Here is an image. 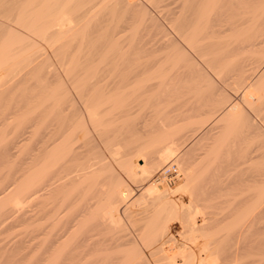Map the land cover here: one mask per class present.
Here are the masks:
<instances>
[{
  "label": "bare ground",
  "instance_id": "6f19581e",
  "mask_svg": "<svg viewBox=\"0 0 264 264\" xmlns=\"http://www.w3.org/2000/svg\"><path fill=\"white\" fill-rule=\"evenodd\" d=\"M75 1H77V0H0V75L2 77H5V78H2L0 76V87L2 85H5V80L8 79V77L12 78L13 72L17 71L15 67L18 66L19 62H23V61L25 62L29 58V56L33 55L34 51L36 52V49H34V50H32L33 51L32 54H31L32 51L29 53L30 55L27 54V52L29 50H31L34 46L38 45V43L36 44V40L38 38L46 41L48 43V45L51 46L50 50L54 49L55 52H57L58 48L64 47L65 45L67 46L68 43L71 44V43L76 42L77 47H78L77 48L76 45L74 47L76 49V52L72 51L71 48H73V47H71V45H69V44H68L69 46H67V47H71V48L68 49L66 47L64 51H62L63 48L61 50L62 56L65 57L64 59H66L65 61H67L66 62L67 66L65 65L66 66L65 72L67 73L69 80L71 81V84H73L74 88L78 92L76 97L79 95L81 97V100L84 102V104L87 108L86 110H87L88 118H89L90 122L92 123L93 127L97 130L96 132L97 133L99 132L98 135L100 134L99 136L101 137V140L103 141V143L105 144V146L109 150V152L111 154V158L114 161H116L122 167L123 171H125L128 174V176H130V178L132 177L134 179V180L131 179V181L132 180L135 181V179H136V181L138 179H141L140 181H142L143 179L147 180L155 174V172L160 168V166L163 163H166L169 160H171L173 158V156L176 157L175 147L177 145H175V144H176V140L178 141V137L175 138L174 135L176 134L177 131L171 128L172 130L170 132L165 130L167 133H165V132H164V134L162 133L163 136L160 137L162 139H161V141H159L160 143L164 141L162 143L163 145H160L162 148L160 146H158L157 143H156V145L153 144L155 141L158 142L157 140H154V141L151 140V141H153V143L149 142L150 144H147L148 147L146 145H145V147L143 146L144 149H143V147L139 148L138 145L135 144V145H137L136 148L138 147V149H137L138 153H136L135 155H139L138 150L143 149L145 151L147 148L149 149V145L151 147H152V145H154V146H158L161 148L159 150L158 154L155 152V150H156L155 147L153 148V150L155 149L154 152L156 154L154 152L153 153L156 156H152V154L150 152L153 150H150L149 152L148 151L145 152V153H148V154H146V155H148L147 157H146L145 153L141 154V155H143V157L139 156V157H141V158H139L140 159L139 160L138 157L133 155V153L132 154L130 153V155L128 156L129 151H132V149H131L132 147L130 148V146L133 143L130 145L128 144V147H126L127 149L128 148L131 149V150H128V153H127V151L122 152L121 151L122 149H116V148L114 149V146L117 145V143L115 141H117V140L119 141V138L122 135L121 136H118V135L114 136V134H116L115 132H118V130H116L113 134V132H109V129H110V131L113 130L114 126L116 128L118 126V124H120L123 121H124L123 123H125L127 119H128V122L131 123L130 120L133 121V118L131 117L132 114L136 113L135 115H137V111L134 109V106L131 103L134 101L138 102V100H141L142 97H144L145 95H146V98H148L147 93L155 90L156 88L158 89L160 87L161 88L165 87L164 83L166 84V81L168 79V74H169L168 70L173 71L171 69H175L174 67H177L176 65L179 64L181 62V59L183 60V58L186 55L184 56L183 50L180 49L179 46L175 43V40H174L175 38L170 40L167 37L166 41L164 43H162L161 47L164 46L162 48L171 49L169 54L167 55V53H166L167 56L165 55L167 61H169V62L171 61V64H173L169 68L167 67V64H166L167 62L166 63L164 62L165 64H163V63H160L161 62L160 60H158V61L157 60L156 61L155 60L154 61H151V60L146 61L145 60L144 63H138L135 60V64L129 62L130 60H128V61L125 60L127 62L126 64H128V63L133 64L132 66H129V67H128V65L125 66V61L123 64L121 63L122 61H114V63L112 61V63H111V60H109V56L111 54L112 48L118 47V49H119L120 39L122 41V38H123V37L121 38L122 25L120 24V22L116 23L114 25H109V23L107 25L104 23L107 20L106 19L107 14L106 15H105V13L101 14V12H100L101 8L100 9L97 8L98 10L94 9L98 5L97 3L99 1H102V0H99V1H97V0L86 1L85 0L86 2L84 4H82L81 6H79L78 8L77 7L75 8L73 6V3ZM105 1H107V0H103V2H105ZM125 1H124V3L128 2L127 4L131 5V10L134 9V7L132 6V0L131 1L127 0L126 2ZM197 1H196L197 5L200 3L201 4L203 3L202 5H204L203 9H204L205 13H200V15L195 17L196 18L195 21H194V19H195L194 18L193 21H191L192 19L190 21L185 20L180 25L178 23L179 26L176 28L177 29L176 31L179 33L180 36H183V37H184V34L187 32L186 36L183 39L188 41L187 42L188 45H190L191 47H198V50H199V48L201 46L203 47L207 44L206 46L208 47V44L212 43L213 40L211 39V36H212L211 33H213V32L217 33L218 30H216L214 28V26L216 25L215 23L218 19L222 18V16H223L222 14H224V13H222L221 16H220V14L217 15L215 13L216 11L214 13H212V10L215 9L216 4L218 5V3H219V5H220V3L223 0H219V1L218 0H197ZM216 1H218V2L216 3ZM244 1H247V0H244ZM118 3L115 2V4H118ZM120 3H121V1H120ZM251 3H253V2H251ZM127 4H125V5H127ZM258 4H259V2H258ZM254 6H251V7H254ZM257 7H259V6H257ZM261 7H262V5H261ZM114 8H115V6H114ZM103 9L105 11V7ZM126 9H127V7H126ZM79 10H81V13H76ZM223 10H224V8H223ZM262 10H264V9H262ZM220 11H222V10H220ZM98 12H100V13H98ZM248 13L246 11V14L244 12V15H247ZM263 13H264V11H263ZM113 14H114V12H113ZM237 14H238V16L240 15L238 12H237ZM263 15H261V16H263ZM249 17L250 16H248L246 18H249ZM230 18H231V16H230ZM246 18L244 19V16H243V19L248 21L249 19H246ZM252 18H253V16H252ZM149 19H151V18H149ZM226 19H228V18H226ZM240 20H242V19H240ZM250 20H251V18H250ZM247 21H245V22H247ZM177 22H178V20H177ZM113 23H115V22H113ZM239 23H240V21H239ZM241 23H243V21H241ZM260 24H261V22H260ZM252 25H250V26H252ZM104 26L106 27V30L104 32L102 31L103 32L102 33L100 30H102L104 28ZM246 26H248V25H246ZM227 27H229V26H227ZM244 27L241 28L242 29L241 32L243 30H246V31H244L242 34L246 33L247 30L248 31L251 30V29L250 30L247 29L246 27L244 29ZM252 27H254V26H252ZM252 27H250V28H252ZM255 27H256V25H255ZM258 27H259V25H258ZM158 28H160V27H158ZM239 28H240V26H239ZM232 29H235V28H232ZM254 30L257 32L258 28L254 29ZM223 31H224V29H223ZM237 31H238V29H237ZM97 32L98 33L101 32V33L97 35ZM241 32L239 31L236 34L237 35L239 34L240 36H242V34H240ZM173 33H175V32H173ZM248 33H246V34H248ZM250 33L253 34L252 36L255 37L254 39L258 38L256 36V34L253 33V31H251ZM258 33H261V32H258ZM134 35H135V33H134ZM245 35H244V37H245ZM234 36H235V34H234ZM247 36H249V35H247ZM247 36L245 38H242L243 41L245 39V41H244L245 43H249L250 41H252L250 39H253V37L250 39H247ZM262 38H264V36L259 37V40H262V42L256 41V40H254L255 43L250 42L249 44L252 46H249V45L246 46V44H242V42H243V41H241L242 39L240 40L241 41L240 43L242 45L240 43H238L240 45H237L236 41H238V40H236L234 42V44L236 43L235 46L237 45L238 48H241V49L245 46L246 47L249 46V48L255 47V46H253V43L256 46H258L257 44L260 45L262 43L263 46L262 45H260V46L264 47V41H263L264 39H262ZM162 39H164V38H162ZM246 39L249 41H247ZM219 40H221V39H219ZM218 44H220V43H218ZM104 45H106L107 48L104 50H100V48L103 47ZM43 46H45V45H43ZM146 47H148V46H146ZM202 47H201V50H202ZM217 48H219L218 45H217ZM233 48L235 49V47H233ZM43 49H45V48H43ZM169 49H167V50L169 51ZM244 49H242V50H244ZM135 50H133V51H135ZM203 50H205V47ZM233 51H231V52H233ZM58 52H60V51H58ZM198 52H200V51H198ZM235 52L237 53V51H235ZM238 52H240V51H238ZM135 53L138 54V52H136V51H135ZM134 54H132V55H134ZM140 54H142V53H140ZM240 54H242V51ZM34 55L36 56V54H34ZM33 56H31L32 60L35 58V56H34V58H33ZM44 56L45 55L43 54V57ZM60 56H61V54H60ZM117 56L119 57L118 53H117ZM40 57H42V56H40ZM43 57H42V59L44 60L45 57L44 58ZM135 59H137V57ZM213 59H214V57H213ZM225 59H226V57H225ZM179 60H180V62H178ZM65 61H63V63ZM55 62H56V60H55ZM132 62H134V60H132ZM219 62H221V61H219ZM233 62H234V60H233ZM41 63H42V61H41ZM230 63H232V62L230 61ZM20 64H22V63H20ZM25 64H26V62H25ZM82 65H84V66H82ZM123 65H124L125 69H124ZM185 65L187 66V64H185ZM63 66H64V64H63ZM240 66H242V64ZM240 66L238 68V71L242 70L240 68ZM38 67H40V66H38ZM187 67H189V66H187ZM243 68H244V65H243ZM184 70H186V69H184ZM196 70H197V68H196ZM39 71H40V69H39ZM41 71H42V69H41ZM245 71H247V70H245ZM48 72H49V70H48ZM241 72H239V73L241 74ZM21 73L22 72H20V75H21ZM45 73H47V71H44V74ZM51 73L52 72L50 70L48 76L51 75ZM182 73H184V72H182ZM242 73H244V72H242ZM48 76L46 75L45 78H47ZM244 76L247 77V74H245ZM51 77H52V75H51ZM239 77L241 78L240 75H239ZM245 77H242V79ZM11 78H10V80H11ZM18 78H19L18 79L19 81L23 80L24 79L23 74H22V77L21 76L19 77V74H18ZM54 78H56V76L53 77V79H51V80H54ZM249 78H251V77H249ZM258 78H259V76H258ZM14 79H15V77H14ZM188 79H189V77H188ZM10 80H9V82H10ZM12 80H13V78H12ZM31 80H32V78H31ZM57 80H55V81H57ZM260 80L256 79V81H254L253 84L248 83V86L244 87V98H246V100L250 99L251 103L258 102V100H264L263 99L264 98V85L260 84L261 83ZM55 81H53V82H55ZM11 82H13V81H11ZM223 82H224V80H223ZM7 83L8 82H6V84ZM241 83L244 86L245 82H243V80ZM241 83H240V85H241ZM57 86H58V84H57ZM209 88H210V86H209ZM56 90H58V89H56ZM64 90H65V88H64ZM233 90H234V88H233ZM58 91L55 92L57 94L53 93L50 97L46 96L45 101L42 102V104H45V102L48 103L47 101L52 100L51 102L50 101L49 102L50 103L54 102V106H56V104H57L56 102H58L57 99L59 98L58 97ZM65 91H62L63 95L61 94L62 98L64 96L63 100L61 98V100L63 102L66 100L65 98L67 97V95H64V93L67 92V91L66 92ZM60 93L61 92H59V94ZM50 94H51V92H50ZM148 94L151 95V93H148ZM38 96H36V97H38ZM172 96H174V95H172ZM42 97H43V95H42ZM227 97L229 98V96H227ZM226 98H225V100H226ZM148 99H150V97ZM194 99H195V97H194ZM214 99L215 98H213V100ZM230 99H229V101H230ZM246 100H244V102ZM226 101L229 102L228 100H226ZM15 103H17V102H15ZM50 103L46 104V105L48 106V105H50ZM159 104H160V102H159ZM225 104H227V103H225ZM107 105L109 106L108 107L109 112H106V114H108V115L103 114V116H101L100 114H102L101 112L103 111V108L105 109L104 106H107ZM173 105H174V103H173ZM173 105H172V108H173ZM186 105H188V104H186ZM222 105H223V103H222ZM101 107H103V108H101ZM169 107H171V106H169ZM221 107L222 106H219L218 110H215V112L216 113H219L217 111L221 112V110L223 109ZM223 107H225V106L223 105ZM16 108H18V107H16ZM36 108H37V110H36ZM36 108H35V111H38V109H40L38 111L39 113H41V110H42V113L40 114L42 126H39L40 128L37 127V129H39L38 133L34 134L32 132L33 126H31V125L30 126L26 125L24 127L21 126L22 128L20 127V129H18L19 131L17 130V134H18L17 138L18 139H16L14 141V138H13V141L7 147H5L6 145L4 146L6 148L5 149L6 154H5V152H3L2 149H0L2 151L0 153H2L4 156L2 154L1 155L5 158V156L7 157L8 154L9 155L11 154V150L13 148H15L18 144H20V142L22 143L23 147L25 148V149L23 148L25 150L24 158L22 161L23 166H22V168H18V170L16 169L18 172L21 170H22L21 172H23L22 174L19 172V174L22 176V179H23V182H22L23 184L20 183L21 185H19V186H21L20 189L22 188L21 192L19 190H17L18 188L16 187L19 182L15 183L16 185L14 184V187H16L15 190H17L19 193H17V191H16V193L15 192L12 193L10 191V189L12 191H15L13 189L12 185L10 187L8 186L9 191H10V193L8 192L9 195L6 194L8 191V189H7L8 187L6 188V192H5V189L4 190L2 189L0 191V215L3 212H4L3 214H5L6 208L10 209V211H7V214H9V212L12 211V208H8V206L14 205L12 203L15 200L10 195H13V194L17 195L18 194V195L22 196L23 199H25V200L21 201L22 198L20 199L19 197H17L16 200L20 199L21 202L25 201L27 204H32L36 200L35 201L36 204L35 203L34 204L37 207V211L35 213L32 211L33 214H35V215H32V213H31V216H28L29 217L28 219L30 221L33 219H35L36 221H42L41 223L39 222V225H38V227L40 229L37 228L39 235H41V237L43 236L42 237L43 240L40 238H37L39 240H42L41 243H40V241L38 242L41 245V248H40L41 252L37 248L38 251L40 252V255L38 254L39 263L41 261V263H43V264H264V251H263L264 249H262V248H264L262 246L264 243V202L263 201H262V203L260 202V200H262L264 198V197H262V196H264V192L261 193L262 191H264L263 189L260 192L256 191V194L253 193L252 190H251V192H249V194L247 192H245L246 197H244V194L242 192H240V193H242L243 198L235 199L237 197H234L235 200L232 199V201H230L231 200L230 198H227V200H224L222 202V204H214L211 202L210 203L201 202V199H199L195 195V191H193L195 189V188H193V185H194V182L196 181L197 177L199 178V176H198L199 173L197 172L196 167L194 168L193 165L189 166L185 162L187 160L184 159V155H183L182 157L180 156V158H178L176 161L178 166L181 168L183 175L179 174L178 179L172 183L166 182L165 180H164V182H159V183H164V185H165L164 188L159 187L158 184H156V183H151L150 185L148 184V186L146 185L147 187L144 189V191H142V193L138 197L136 196L137 198L135 200L131 201L129 196H130L132 191L127 189V188H122L121 186L123 184L120 186V184L122 182H119L112 175L106 176L104 174V172H105L104 166L105 165L102 164V162H99L101 160L95 159V158H97L94 155L96 152L93 153L92 152L93 149L90 147V143L92 141H90V142L88 141V139H90V137H88L89 135H88V130H87V126H86L87 124H86V121L84 120V118L82 116H79V114H78V116L75 115V117H77V118L74 120L72 117L73 120L71 121V120H69L70 119L69 114H66L65 111H64L65 116L62 114L63 111L53 113L56 111V109L59 108V106H56L55 111H54V108H52V106H51V111H48V109L45 107H44V110H43V107H41V108L36 107ZM73 108H75V105L73 106ZM226 108H228V109L225 113H223L224 115L222 113H220L222 116L220 114H218L221 116V118L225 119L227 117L231 118L234 115L235 116L240 115L239 113H240L241 108H239V111H238V106L232 104L231 107L227 106ZM67 109L70 110V108H67ZM49 110H50V108H49ZM224 110H225V108H224ZM70 113H71V111H70ZM73 114H74V112H73ZM185 114H187V113H185ZM25 115H27V114H25ZM60 115H63V121L62 122L58 121V119H57V117ZM135 115H134V117H135ZM22 116H24V115H22ZM182 116H185V115H182ZM241 116H243V114L239 116V120L245 119V118H242ZM29 117H30V115H29ZM130 117H131V119H130ZM8 118H11V117L10 116L8 117V114H5V115H3L2 119L3 120L6 119V121H7ZM240 118H242V119H240ZM24 119H25V116L22 119V123L26 120V119L25 120ZM204 119H206V118H204ZM249 119H250V117H249ZM17 120L18 119H16V122H17ZM217 120H219V119H217ZM227 120H228V118H227ZM232 120L237 121V119H232ZM19 121H18V124L16 123L17 125H19L21 123ZM225 121H226V119H225ZM1 122H4V121H1ZM32 122H34V121L32 120ZM14 123H15V121H14ZM151 123H152V121H151ZM127 124L125 123L124 126L127 127ZM132 124H134V123L132 122L130 124V126H132ZM1 125H3V124H1ZM12 125L13 124L11 123V126ZM234 125L235 124H233V126ZM135 126L136 125H134V128H135ZM149 126H151V125L149 124ZM201 126H204V125H200V127ZM4 127H6V126H4ZM12 127H14V126H12ZM140 127H142V125ZM30 128L32 129V131L30 130ZM134 128L132 127L133 130H134ZM138 128L139 127L137 126L136 129H138ZM106 130H108V133H110L109 137H104L105 136L104 132ZM120 130H121V128L119 129V131ZM122 130L124 132L123 127H122ZM130 130L131 129H129V132H130ZM133 130H131V131H133ZM4 131H5V129H4ZM254 131H255V129H254ZM103 133H104V135H103ZM118 133H120V132H118ZM193 133H195V132H193ZM107 134H106V136H108ZM111 134H113V135H111ZM125 134H127V132H125ZM131 134H133V133H130V135ZM150 134H151V132H150ZM227 134H230V133H227ZM3 135H6V134H3ZM7 135H9V134H7ZM130 135L128 138H130ZM19 136L22 137V139H20ZM125 136L126 135H124V138L127 137V136L126 137ZM131 136H133V135H131ZM110 137H112V138H110ZM229 137L230 136H228V138ZM255 137H257V136H255ZM160 138H157V139L160 140ZM208 138H210V137H208ZM109 139L114 140V141H110ZM144 140H145V138H144ZM7 141H6V143L8 144ZM9 142H10V139H9ZM122 143L126 144L127 141H126V143H124V141ZM128 143H130V142H128ZM2 145H4V143ZM2 145H1V148H2ZM93 146L95 147V145H93ZM127 149H124V150H127ZM186 149H184V150H186ZM215 149H217V148H215ZM134 151H135V149L133 148V152ZM142 151H140V153ZM21 152L22 151H20V153ZM243 152H241V153H243ZM149 154H151V157ZM1 155H0V157H1ZM195 155H196V153H195ZM131 156H135V158L131 157ZM242 159H243V157H242ZM247 159H249V158H247ZM2 160L6 161V158L5 159L2 158ZM235 160H237V159H235ZM0 161H1V158H0ZM140 161H141V163H140ZM228 165H229V163H228ZM179 167H178V170H179ZM201 167H202V164H201ZM245 168H246V165H245ZM19 169H21V170H19ZM109 169H108V171H109ZM247 169H248V167H247ZM1 170H2V168H1ZM109 172H111V171H109ZM106 173H108V172L106 171ZM217 174L219 175V173H217ZM221 174H223V173H221ZM9 175H11V174L8 172V174L6 175V179L10 177ZM15 175H18V174H15ZM226 175H228V174H226ZM259 175H260V177L263 176V174H259ZM259 175L258 176L255 175V176L260 178ZM15 177L17 178V176H15ZM256 177L253 176L254 179H252V177H251V180L254 181ZM16 178H12V179H15V181H16ZM154 178H157V177L155 176ZM22 179H20V180H22ZM262 179H263V177H262ZM262 179L255 180V182H253V183H258L260 181L262 182ZM149 180H151V179H149ZM219 181H221V180H219ZM6 182L10 183L11 181L5 180V181H3V183L0 182V185L4 184ZM215 182H216V180H215ZM236 182L237 181H235V183ZM9 183H6V185ZM12 183H14V182H12ZM142 183H143V181H142ZM239 184H241V186H242V183H239ZM204 186H205V184H204ZM238 188H239V186H238ZM214 190H216V189H214ZM236 190H238V189H236ZM225 191L227 192V190H225ZM203 192H205V191H203ZM207 192H209V191H207ZM222 192H224V191H222ZM210 194H211V192H210ZM210 194H209V196L212 195V194L211 195ZM214 194H215V192H214ZM228 195H230V194H228ZM203 199L205 200V197ZM203 199H202V201H203ZM248 200H251V201L248 202ZM252 200L254 202H252ZM18 203L21 205L20 202H17V204ZM34 204L29 205V206L27 205V207H29L28 209L34 208L33 207V206H35ZM15 205H16V203H15ZM30 206H32V207H30ZM17 208H18V205H17ZM13 211H14V207H13ZM13 211H12V214H14ZM26 211L28 212V210H26ZM27 212H24L25 215ZM10 214H9V216H10ZM2 217L0 216V219ZM5 217L6 216H4L3 218L6 220ZM5 220H2V222H4ZM25 220H26V217H25ZM2 222H0V223H2ZM31 222H33V221H31ZM31 222H28L27 224H29ZM4 223H2V225ZM6 223H8V221ZM35 224H33V226H35ZM36 226H37V224H36ZM176 227H178V228L175 229ZM1 229H3V228H1ZM32 230L30 232L31 235H33L37 232V231L35 232L34 231L35 229H34L33 231L35 233L32 234ZM38 232H37L36 236L33 235L34 238L38 236ZM29 237H30L29 241L31 242V240H33V238H31L30 235H29ZM30 242H28V243H30ZM28 245L30 246L31 243ZM29 246H28V248H29ZM28 250H31V249H28ZM29 252H31V251H29ZM32 259H34V258H32Z\"/></svg>",
  "mask_w": 264,
  "mask_h": 264
},
{
  "label": "rangeland",
  "instance_id": "374dc122",
  "mask_svg": "<svg viewBox=\"0 0 264 264\" xmlns=\"http://www.w3.org/2000/svg\"><path fill=\"white\" fill-rule=\"evenodd\" d=\"M86 1H88V0H86ZM86 1L85 0H77L73 3V6L75 8L76 7L78 8L79 6L84 4ZM97 1H99V0H97ZM120 1H121V3H120ZM124 1L125 0H107V1L103 2V0H102V1H99L97 3L98 4L97 7L94 8L95 10L97 8L98 9L101 8V10H100L101 14L102 13H105V15L107 14L106 15L107 20L104 22L105 24L108 25V23H109V25H114V24L120 22V24L122 25L121 38L122 37L123 38H122V41L120 39L119 49H118V47L112 48L111 54L109 56V60H111V63H112V61H113V63H114V61H122L121 63L123 64L125 60H127V61L130 60L129 62L135 64V60L138 63H144L145 60L146 61L147 60H151V61L160 60L161 62L160 61L159 62L163 63V64H165L167 62L166 64H167V67L169 68L173 64H171V61L170 62L167 61L166 56L169 54L171 49L162 48L164 46L161 47L162 43H164L166 41L167 37L170 40L175 38L174 39L175 43L179 46L180 49L183 50L184 56L185 55L186 56L184 57L185 59L184 58H183V60L181 59V62H180V60L178 61L180 63L176 65L177 67H174L175 69H171L173 71L168 70L169 71V74H168L169 80L167 79L166 84L164 83L165 87H162V88L160 87V88H158L159 90L156 88L155 90L148 92V93H151V95L147 93V96H148V98L150 97V99L146 98V95H145L144 97H142L141 100H138V102L134 101L131 103V104H133L134 109L137 111V115H135L136 114L135 113V114H132V116H131L133 118V121L132 120H130V121H131V123L132 122L134 123V124H132V126H130L131 123L128 122V119H127L125 122L126 124L128 123L127 127L124 126L125 123H123L124 122L123 121L120 124H118V126L116 128H115V126H114V128L112 127L113 130L110 131V129H109V132H113V134L116 130H118V132H120V133L115 132L116 134H114V136L115 135H118V136L122 135L119 138V141L118 140L115 141L117 143V145L114 146V149L115 148L116 149H122L121 150L122 152L127 151V153H128V150L132 149V151H129L128 156L130 155V153L131 154L133 153V155H135L136 153H138L137 152L138 147L139 148H142L143 146L145 147V145L147 146V144L153 143L154 140H157L159 142V141H161L162 138H160V137L163 136L164 132L167 133L166 131L170 132L172 129H174L177 131L176 134L174 135V137L175 138L178 137V141L176 140V144H175V145H177L175 147L176 157L173 156V158L171 160H169L166 163H163L160 166V168L155 172V174L149 178L151 180L143 179L142 180L143 183H142V181H140L141 179H138L137 181L135 179L136 182L133 181L134 179L132 177L130 178V176H128V174L125 171H123L122 167L116 161H114L111 158V154H110L109 150L107 149V147L105 146V144L101 140V137L99 136L100 134L98 135L99 132L98 133L96 132L97 130L93 127L92 123L90 122V120L88 118L87 110H86L87 108H86L84 102L81 100V97L79 95L76 97L78 92L74 88L73 84H71V81L69 80V77H68L67 73L65 72L66 66H67V64H66L67 61H65L66 60V59H64L65 57L62 56V51H64L67 46L71 45V47H73V48H71V47H67V48L68 49L71 48L72 51L76 52V49L74 47H75V45L77 47V43L76 42L71 43V44L68 43L69 45L67 44V46L65 45L64 47L58 48L57 52H55L54 49L50 50L51 46L48 45V43L46 41H44L40 38H38L36 40V44L38 43V45L34 46L31 50H29L27 52V54H29L32 50L36 49V52L35 51H34V53H33V51L31 52V54L33 53V55L36 54V56L34 55L35 58L33 55H31L34 58L33 60L31 59L32 57L29 56V58L27 59L28 61L27 60L25 61L26 64L24 61L19 62L18 66L15 67L17 71L13 72V74H12L13 80L11 77H10L11 80L8 77V79L5 80V85H2L0 87V94H1L0 95V123L3 124V125L0 124L1 125L0 126V138H1L0 139V149H2L3 152H5V154H6V151H5L6 148L5 147H7L13 141V138H14V141L16 139H18L17 138V135H18L17 130L20 129L21 126L24 127L26 125H29V126L31 125V126H33L32 127L33 131L31 128H30V130L34 134L38 133L39 129H37V127L40 128L39 126H42L41 115H40L42 113V110H41V113H39L38 111L40 109H38V111H35L36 107H39V108L43 107V110L45 107L48 109V111H51V106H52V108H54V111H55L56 106H59V108H58L59 110L56 109V111L53 113L63 111L62 114L64 116H65V113L69 114V117H70L69 120H71V121L73 119L75 120L77 118V117H75V115L78 116V114H79V116H82L84 118V120L86 121V124H87L86 126H87V130H88V135H89L88 137H90V139H88V141L89 142L92 141L90 143V147L93 149V151H92L93 153L96 152L98 154V155L96 153L94 154L97 157L95 159L101 160L99 162H102V164H104L106 166V167L104 166V168H105L104 174L106 176L112 175L119 182H122L121 184L119 183L120 186L123 184L121 186L122 188H127V189L132 191L130 196H129L131 201L135 200L142 193V191H144V189L148 186V184L150 185L151 183H156V184H158L159 187L164 188V186H165L164 183H159L160 181H158L160 169H162L165 165H167V163H172V162L178 166L176 161L178 158H180V156L182 157L183 155H184V159H186L188 161V162L187 161H185V162L189 166L193 165L194 168L196 167V170L199 173V175H198L199 178L197 177L196 181L194 182L193 188H195V189L193 191H195V195L199 199H201V202H205V203L211 202L214 204H222V202L224 200H227V198H230L231 200L230 199L229 200L232 201V199H234V197H237L235 199L243 198L242 193L244 194V197H246L245 192H247L249 194V192H251V190H252L253 193L256 194V191L260 192L262 189L264 190V187H263L264 186V100H258V102L251 103L250 99L246 100V98H244V87L248 86V83L253 84V82L256 81V79L257 80L261 79L260 80L261 83L260 82L259 83L264 85V61H263L264 60V52H263L264 47H262L263 46L262 43L260 44L262 46H260L259 44H257L258 46L254 45V43H255L254 40L262 42V40H259V37L264 36V25H263L264 24V15H263L264 10H262V9H264V4H263L264 0H247V1H244V0H223L222 2L220 1L221 2L220 5H219V3H218V5L216 4L215 9L212 10V13H214L216 11L215 13L217 15L220 14V16H221L222 13H224V14H222L223 15L222 18L218 19L215 23L216 25L214 26V28L216 30H218L217 33L213 32V33H211L212 36L210 35L211 39L213 40L212 43H209L208 47L206 46L207 44L203 47L201 46L202 50H201V47L198 50V47H191L190 45H188V43H187L188 41L183 39L186 36L187 32L184 34V37L180 36L179 33L176 31L177 30L176 28L180 24H182L183 21H185V20L190 21L191 19H192L191 21H193V19L195 17L200 15V13H205L204 9H203L204 5H202L203 3L202 4L200 3L197 5V3H196L197 0H132V6L134 7V9L131 10V5L127 4L128 3V2H126L127 0L125 1L126 3H124ZM218 1H216V3ZM115 2L116 3L119 2V3L115 4ZM251 2H253V3H251ZM258 2H259V4H258ZM125 4H127L128 6ZM261 5H262V7H261ZM114 6H115V8H114ZM251 6H254V7H251ZM257 6H259V7H257ZM104 7H105V11L103 9ZM126 7L128 10L126 9ZM223 8H224V10H223ZM220 10H222V11H220ZM246 11H247V13L248 12L249 13L247 15H244V12L246 14ZM100 12H98V13H100ZM113 12H114V14H113ZM237 12L240 14L239 16H238ZM76 13H81V10L77 11ZM250 14L253 16V18ZM261 15H263V16H261ZM230 16H231V18H230ZM243 16H244V19L246 17L250 16L249 18H246L249 20L248 21L244 20ZM255 17L256 18L258 17V18L256 19ZM149 18H151V19H149ZM226 18H228V19H226ZM250 18H251V20H250ZM240 19H242V20H240ZM177 20H178V22H177ZM195 20H196V18L194 19V21ZM239 21H240V23H239ZM241 21H243V23H241ZM245 21H247V22H245ZM259 21L261 22V24ZM113 22H115V23H113ZM178 23H179V25H178ZM246 25H248V26H246ZM250 25H252L254 27H252ZM255 25H256V27H255ZM258 25H259V27H258ZM227 26H229V27H227ZM239 26H240V28H239ZM244 26L249 30L251 29L250 31L247 30L246 33L249 32L248 34H246V33L242 34L244 31H246V30H243L241 32V30H242L241 28H243ZM158 27H160V28H158ZM245 27H244V29H245ZM250 27H252L253 29ZM232 28H235V29H232ZM256 28H258L257 32L254 30ZM223 29H224V31H223ZM237 29H238V31H237ZM105 30H106V27L104 26V28L100 31L104 32ZM239 31L241 32L240 34H242V36H240L239 34L238 35L236 34ZM251 31H253V33L256 34V36L258 37L257 38L258 40L254 39L255 37L252 36L253 34L250 33ZM101 32H99V33L97 32V35L100 34ZM173 32H175V33H173ZM258 32H261V33H258ZM134 33H135V35H134ZM234 34H235V36H234ZM244 35H245V37L247 35H249V36L251 35L250 37L247 36V39H250L253 37V39H250V40H252L250 42H254L253 46H255V47L249 48V46H252V45L249 44L250 42L245 43L244 42L245 39L243 41L242 38H245ZM162 38H164V39H162ZM219 39H221V40H219ZM262 39H264V38H262ZM236 40H238V41H236ZM240 40L244 42V43L242 42V44H246V46L247 45H249V46L243 47L244 46L243 45L242 49L245 48L244 50H242L241 48H238L237 45L241 44ZM235 41L237 42L236 46H235L236 43L234 44ZM247 41H249V40H247ZM217 42L220 44H218ZM238 43H240V44H238ZM43 45H45V46H43ZM217 45L219 48H217ZM146 46H148V47H146ZM103 47H101L100 50H104L107 48L106 45H104ZM204 47H205V50H203ZM233 47H235V49ZM43 48H45V49H43ZM62 48H63V50H62ZM167 49H169V51ZM133 50L138 52V54L135 53V51H133ZM58 51H60V52H58ZM198 51H200V52H198ZM231 51H233V52H231ZM235 51H237V53ZM238 51H240V52H238ZM241 51H242V54H240ZM117 53L119 54V57L117 56ZM140 53H142V54H140ZM166 53H167V55H166ZM43 54L45 55L44 56L45 58L43 57ZM60 54L62 57L60 56ZM132 54H134V55H132ZM40 56H42L44 58V60ZM136 57H137V59H135ZM213 57H214V59H213ZM225 57H226V59H225ZM47 58L48 59L50 58V59L48 60ZM55 60H56V62H55ZM132 60H134V62H132ZM233 60H234V62H233ZM41 61H42V63H41ZM63 61H65V62L63 63ZM219 61H221V62H219ZM230 61L232 63H230ZM20 63H22V64H20ZM126 63L127 62L125 61V66L128 65V67L133 65L131 63H128V64H126ZM63 64H64V66H63ZM185 64H187V66H189V67H187ZM241 64H242V66H240ZM243 65H244L245 69L243 68ZM38 66H40V67H38ZM82 66H84V65H82ZM239 66L243 71L241 69L240 70L244 73H242L241 71H238ZM123 67H124V65H123ZM38 68L40 69V71ZM196 68H197V70H196ZM41 69H42V71H41ZM124 69H125V67H124ZM184 69H186V70H184ZM43 70L47 71V73L44 74ZM48 70H49V72L51 70L52 77H51V75L48 76V74H49ZM245 70H247V71H245ZM20 72H22L21 75H20ZM182 72H184V73H182ZM239 72H241V74ZM18 74H19V77L20 76L22 77V74H23L24 79L22 78L23 80L19 81L18 80L19 79ZM245 74H247V77L244 76ZM46 75L48 76L47 78H45ZM239 75L241 76V78L239 77ZM55 76H56V78L58 77L59 79L57 78L58 79L57 80L56 78H54V80H51ZM258 76L260 79L258 78ZM14 77H15V79H14ZM188 77H189V79H188ZM242 77H245V78L242 79ZM249 77H251V78H249ZM2 78H5V77H2ZM31 78H32V80H31ZM9 80H10V82H9ZM55 80H57V81H55ZM223 80H224V82H223ZM242 80H243V82H245L244 86L241 83ZM11 81H13V82H11ZM53 81H55V82H53ZM6 82H8L9 84L8 83L6 84ZM240 83H241V85H240ZM57 84H58V86H57ZM209 86L211 89L209 88ZM64 88L67 92L64 90ZM233 88H234V90H233ZM56 89H58L59 91ZM55 90L58 91V97H59L57 99L58 102H56L57 103L56 106H54V102H52L53 104L50 103L52 100L51 101L49 100L50 102L46 100L48 103L45 102V104H42V102L45 101L46 96L50 97L53 93L56 92ZM62 91H65L66 93H64V95H67V97L65 96L66 100L64 99L65 103L62 101L64 98V96H63V98L61 96V94L63 95ZM50 92H51V94H50ZM59 92H61V93L59 94ZM55 94H57V93H55ZM42 95H43V97H42ZM172 95H174V96H172ZM36 96H38V97H36ZM227 96H229V98ZM194 97H195V99H194ZM212 97L215 99L213 100ZM61 98H62V100H61ZM225 98L228 101L230 98L231 99L229 102H227L225 100ZM244 100H246V101L244 102ZM15 102H17V103H15ZM159 102H160V104H159ZM49 103H50V105L47 106L46 104H49ZM173 103H174V105H173ZM222 103L225 107H223ZM225 103H227L228 105ZM186 104H188V105H186ZM232 104L238 106V111H239V108H241L239 114L240 115L243 114V116H241V117L245 118V119L240 118L242 120H239L240 115L239 116L234 115L231 118L227 117L228 120H227V118H225L226 121L224 118H221L222 115L220 113H222V114L225 113L228 109L226 107L227 106L231 107ZM74 105H75V108H73ZM172 105H173V108H172ZM169 106H171V107H169ZM219 106H222L221 108H223L222 109L223 111L222 110H221V112L217 111L219 113H216L215 110H218ZM16 107H18V108H16ZM104 107L107 111L103 107H101V108H103V111L105 112L104 113L102 111L101 112L102 114H100L101 116H103V114L108 115V114H106V112H109V108H108L109 106L107 105ZM49 108H50V110H49ZM67 108H70V110H68ZM224 108H225V110H224ZM36 110H37V108H36ZM64 111H65V113H64ZM70 111H71V113H70ZM73 112H74V114H73ZM4 113L8 114V117L9 116L11 117V118H8L10 121L8 119H7V121H6V119L5 120L2 119L3 115H5ZM185 113H187V114H185ZM25 114H27V115H25ZM218 114H220L221 116ZM22 115H24L25 119H26V120L24 119L25 121L23 120L24 121L23 123H22V119L24 118V116H22ZM29 115H30V117H29ZM63 115H60L57 117L58 121H60V122L63 121ZM134 115H135V117H134ZM182 115H185V116H182ZM72 117H73V119H72ZM131 117H130V119H131ZM249 117L251 120L249 119ZM204 118H206V119H204ZM16 119H18L17 122H16ZM217 119H219V120H217ZM232 119H237L238 122L236 120H232ZM32 120L34 122H32ZM1 121H4V122H1ZM14 121H15V123H14ZM18 121L21 122L19 125H17ZM151 121H152V123H151ZM11 123L13 124L12 126H14V127L11 126ZM148 123L151 126H149ZM233 124H235L234 125L235 127L233 126ZM134 125H136L135 128H134ZM141 125H142V127H140ZM200 125H204V126L200 127ZM4 126H6V127H4ZM137 126L139 127L138 129H136ZM122 127L124 128V132L122 130ZM132 127L134 128V130L135 129L136 130L134 131L132 129ZM120 128H121V130L119 131ZM4 129H5V131H4ZM129 129H131L133 131L130 130V132H129ZM254 129L256 132L254 131ZM125 132H127V134H125ZM150 132H151V134H150ZM193 132H195V133H193ZM2 133L6 134V135H3ZM104 133H105L104 137H109L110 133H108V130H106ZM104 133H103V135H104ZM130 133H133L131 135H133L134 137L131 136ZM227 133H230V134H227ZM7 134H9L10 136ZM106 134L108 136H106ZM113 134H111V135H113ZM124 135L127 136V137L125 136L127 139L124 138ZM129 135H130V138H128ZM228 136H230L231 138L230 137L228 138ZM255 136H257V137H255ZM112 137H110V138H112ZM208 137H210V138H208ZM19 138L22 139V137H20V136H19ZM144 138H145V140H144ZM157 138H160V140ZM9 139H10V142H9ZM109 140L114 141L111 139H109ZM151 140H153V141H151ZM6 141L8 142V144L6 143ZM123 141H124V143H126V141H127V143L123 144L122 143ZM128 142H130V143H128ZM158 142L155 141L153 144L156 145V143H157V145L160 146V145H163L162 143L164 141L161 143L160 142L158 143ZM3 143H4V145H2ZM128 144L133 145V146L132 145L130 146V148L132 147L131 149L126 148V147H128ZM135 144L138 145L137 148H136L137 145H135ZM1 145H2V148H1ZM18 145L11 150L10 155L8 154L7 157L5 156L6 161L2 160V158L3 159H5V158L3 157L4 155L2 153H0V155L1 154L3 155V156L1 155V157H0L1 158V161H0V182L3 183V181H5V180L11 181L10 183L6 182V183H9L10 185L9 184L6 185V183H4L5 185L1 184L0 185V191L2 189L3 190L5 189V192H6V188L8 186L10 187L12 185L14 190L17 187L18 188L17 190H19L21 192L22 188L20 189L21 186H19V185L23 184L22 183L23 179H22V176L19 174V172L21 174L23 172H21L22 171L21 169H19V170H21L19 172L17 170H18V168H22V166H23L22 161L24 158V153H25L24 149L25 148L23 147L21 142ZM93 145H95L96 148ZM154 145H152V147L149 145V149L147 148L148 147L147 146L146 147L147 149L145 148L146 149L145 151L143 150L144 149V147H143V149L138 150L139 155H135V156L138 157V159H139V158L143 157V155H141V154H144L147 151L149 152L150 150H153L154 147L156 149V150L154 149L155 152L158 154L159 150L162 147L160 146L161 147L160 148V147L154 146ZM133 148L135 149L136 152L135 151L133 152ZM215 148H217V149H215ZM124 149H127V150H124ZM184 149H186V150H184ZM154 150L150 152L152 154V156H156L155 155L156 153L154 152ZM20 151H22V152L20 153ZM140 151H142V152L140 153ZM0 152H2V151L0 150ZM241 152H243V153H241ZM195 153H196V155H195ZM146 154H148V153H145V155ZM151 154H149L150 157H151ZM135 156H131V157L135 158ZM139 156H141V157H139ZM147 156L148 155H146V157ZM242 157H243V159H242ZM247 158H249V159H247ZM235 159H237V160H235ZM140 163H141V161H140ZM200 163L202 164V167H201ZM228 163H229V165H228ZM245 165H246V168H245ZM247 167H248V169H247ZM1 168H2V170H1ZM108 169L111 172H109ZM106 171L108 173H106ZM179 171H180V174H182L180 167H179ZM8 172L11 175H9L10 177L6 179V175L8 174ZM217 173H219V175ZM221 173H223V174H221ZM15 174H18V175H15ZM226 174H228V175H226ZM259 174H263V176L260 177ZM14 175L17 176V178ZM255 175L256 176L259 175L260 178L256 177ZM155 176L158 179L154 178ZM253 176L257 178V179L255 178V180H258V179L260 180L263 177L262 182L260 181L258 183H253V182H255V180L254 181L251 180V177H252V179H254ZM11 177L16 178V181H15V179H12ZM20 179H22V180H20ZM131 179H133V180L131 181ZM215 180L217 183L215 182ZM219 180H221V181L223 180V181L221 182ZM235 181H237V182L235 183ZM12 182H14V183H12ZM17 182H19V183L17 184L16 187H14V184ZM161 182H164V181H161ZM238 182L242 183V186ZM204 184H205V186H204ZM238 186H239V188H238ZM9 187L7 188L8 189V191L6 193L7 195H9L10 191L12 193L13 192L16 193L17 190L12 191L10 189V191H9ZM214 189H216V190H214ZM224 189L227 190V192ZM236 189H238V190H236ZM203 191H205V192H203ZM207 191H209V192H207ZM222 191H224V192H222ZM210 192L212 195L210 194ZM214 192H215V194H214ZM240 192H242V193H240ZM263 192L264 191H262L261 193H263ZM17 193H19V192L17 191ZM227 193L230 195H228ZM209 194L211 196H209ZM14 195L15 194L10 195L16 201V202L14 201L16 203V205L14 202L12 203L16 206L15 207L14 205H12L14 207V211H13L12 206H8V208H12V211L14 214H12V211H11V212H9V214L11 213L12 215L10 214V216H9V214H7V211H10V209L6 208L7 210L5 209V214H3L4 213L3 212L0 215L1 217L6 216L5 217L6 220L3 217L0 219V222H2V220H5L4 221L5 223L2 222V223H4L3 225H2V223H0V230H1L0 231V264H31V263L32 264H43V263H41V261L39 263V259H38L39 258L38 254L40 255V252H41L40 243L43 240V238H42L43 236L41 237V235H39V232L37 229V228H39L38 227L39 222L41 223L42 221H36L35 219H33V220H31L33 222H31L28 219L29 218L28 216H31V213H32V215H35V214H33V212L35 213L37 211V207L35 205L36 200L32 204H27L25 201L21 202V201L25 200V199H23L22 196H20L18 194L15 196ZM17 197H19L20 199L22 198L21 201H20V199L16 200ZM204 197H205V200L203 199ZM262 197H264V196H262ZM202 199H203V201H202ZM263 199L260 200L261 203H262V201L264 202ZM249 201H251V200H248V202ZM17 202H20L21 205L19 203L17 204ZM252 202H254V201L252 200ZM33 204L35 205V206H33L34 208H32V209L30 208L31 210L28 209L29 207H27V205L29 206V205H33ZM17 205H18V208H17ZM30 207H32V206H30ZM25 209L28 210V212ZM24 212H27L26 213L27 216L25 215ZM24 216L26 217V220H25ZM7 221H8V223H6ZM28 222H31V223L27 224ZM35 223L37 224V226ZM33 224H35V226H33ZM1 228H3V229H1ZM31 228L33 230L35 229L34 230L35 232L36 231L38 232L37 237L34 238V236L37 235V232L35 233ZM177 228L178 227H176L175 229H177ZM31 230H32V234L35 233V234H33L34 236L30 234ZM29 235L31 236V238H33V240H31V242L29 241L30 240ZM37 238H40L42 240H39ZM39 241H40V243H38ZM28 242L31 243L30 246L28 245V244H30ZM28 246H29V248H28ZM262 246L264 247V243ZM37 248L40 250V252L38 251ZM28 249H31V250H28ZM262 249H264V248H262ZM29 251H31V252H29ZM32 258H34V259H32Z\"/></svg>",
  "mask_w": 264,
  "mask_h": 264
},
{
  "label": "built area",
  "instance_id": "2783aa9c",
  "mask_svg": "<svg viewBox=\"0 0 264 264\" xmlns=\"http://www.w3.org/2000/svg\"><path fill=\"white\" fill-rule=\"evenodd\" d=\"M179 170L175 163H168L159 172L158 180L166 181L169 183L175 182L179 177Z\"/></svg>",
  "mask_w": 264,
  "mask_h": 264
}]
</instances>
